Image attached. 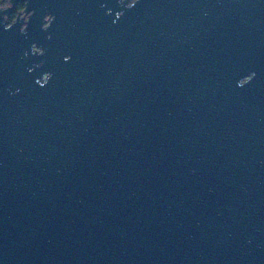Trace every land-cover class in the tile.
<instances>
[{"label": "water", "instance_id": "95a60500", "mask_svg": "<svg viewBox=\"0 0 264 264\" xmlns=\"http://www.w3.org/2000/svg\"><path fill=\"white\" fill-rule=\"evenodd\" d=\"M0 264H264V0L0 6Z\"/></svg>", "mask_w": 264, "mask_h": 264}, {"label": "trees", "instance_id": "16d2710c", "mask_svg": "<svg viewBox=\"0 0 264 264\" xmlns=\"http://www.w3.org/2000/svg\"><path fill=\"white\" fill-rule=\"evenodd\" d=\"M6 1H7V0H0V5L5 4ZM24 6H25L24 2H23V1H20V2L18 3V5L16 6L14 12H13V15L11 16V19H14V18L16 17L17 11H18L19 9H23Z\"/></svg>", "mask_w": 264, "mask_h": 264}, {"label": "flooded vegetation", "instance_id": "af4514ba", "mask_svg": "<svg viewBox=\"0 0 264 264\" xmlns=\"http://www.w3.org/2000/svg\"><path fill=\"white\" fill-rule=\"evenodd\" d=\"M5 4H7V1H6ZM5 4H3V5H5ZM3 5H0V6H3ZM17 5H18V4H17ZM15 8H16V7H15ZM15 8H14V10H15ZM14 10H13V12H14ZM19 10H21V9H19ZM19 10H18V11H19ZM18 11H17V14H18ZM13 12H12L11 16L13 15ZM17 14H16V16H17ZM11 16H10V18H9L10 21H12V20H14V19L16 18V17H15L14 19H11Z\"/></svg>", "mask_w": 264, "mask_h": 264}]
</instances>
